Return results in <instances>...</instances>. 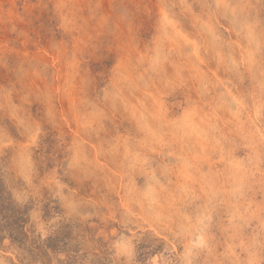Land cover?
Listing matches in <instances>:
<instances>
[{"label":"rangeland","instance_id":"obj_1","mask_svg":"<svg viewBox=\"0 0 264 264\" xmlns=\"http://www.w3.org/2000/svg\"><path fill=\"white\" fill-rule=\"evenodd\" d=\"M0 264H264V0H0Z\"/></svg>","mask_w":264,"mask_h":264}]
</instances>
